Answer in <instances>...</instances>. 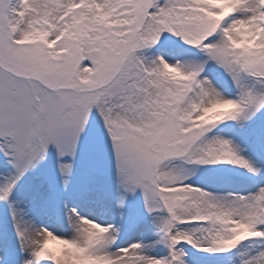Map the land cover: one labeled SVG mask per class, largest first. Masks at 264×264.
Here are the masks:
<instances>
[{
    "label": "snow or ice",
    "instance_id": "6c2138e0",
    "mask_svg": "<svg viewBox=\"0 0 264 264\" xmlns=\"http://www.w3.org/2000/svg\"><path fill=\"white\" fill-rule=\"evenodd\" d=\"M0 264H264V0H0Z\"/></svg>",
    "mask_w": 264,
    "mask_h": 264
}]
</instances>
